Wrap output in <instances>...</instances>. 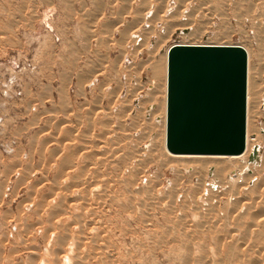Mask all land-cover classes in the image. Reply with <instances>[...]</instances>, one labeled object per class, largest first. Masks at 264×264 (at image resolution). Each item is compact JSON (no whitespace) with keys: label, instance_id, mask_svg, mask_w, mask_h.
<instances>
[{"label":"rangeland","instance_id":"1","mask_svg":"<svg viewBox=\"0 0 264 264\" xmlns=\"http://www.w3.org/2000/svg\"><path fill=\"white\" fill-rule=\"evenodd\" d=\"M128 1H126V0H0V264H37V260H39L38 264H45L44 262H46V260H47L46 258L48 257L47 256L48 253L46 251L47 250L49 251V249H50L49 247H51L52 245L53 246L58 245V243H57L58 241H57L56 237L61 235L60 232H62L59 227H61L62 224L63 225L61 228H63V226L67 227L68 225L72 224V222H73L72 220H68L70 222H68L66 220L67 222H65V220L63 219L64 220L63 221L62 218L60 219V217H58L59 220H57V219H55V218H57L55 216H54L55 218L51 220V216L49 213V211L51 210L50 205L52 206L53 203L56 204V202H59V200H62L63 198H61V196L65 195L64 194L65 190L63 192L61 191V193L59 192L60 196H58V197H57L58 192L57 193L55 192L56 195L54 194L55 195L54 196L53 195L54 192H52L51 188H50L52 186L50 183L54 182L55 179H59L58 178L59 177L58 176L59 170H63V168L61 166L63 165L64 159L69 154H73V152L75 151L76 153L74 152L75 153L74 157L77 158L78 160L80 159L81 161H82V158L81 157L78 158L77 157L78 155L86 157V153L82 152V148L78 147L79 146L78 143L80 142V146L81 145L83 146L84 145L83 141L86 139L89 140L90 137L93 139V141H96L95 138H97V140H99L100 136L104 132L103 127L105 124L104 122L106 121L105 120L106 115H107V119L111 116L112 119L111 118H109V119L115 121V122H113V121L109 120L110 124L113 125V123H114V126H113L114 128L116 127V124L118 126V124H119L118 119H117L118 114H119L118 112L121 110L122 105H124V106L127 105L128 101L130 99L132 100V101L131 100L129 101V102H131L130 104H132V106H135L136 109H137V105H139L138 107H140V105H142L141 107H142L143 111L141 110V107H140V110L143 113L138 109L139 112H141L140 118L142 117L140 119V122H141V120H145V122H141L142 124L139 122L138 123L139 125H137V128L135 127V129L131 133L135 137L134 140H135L136 144L138 143V141L140 142L142 140V142L139 143L140 145H138L139 147H137V145H135V143H133V144L137 147V148H135L136 150L141 149V150H143V152L141 151L142 153L141 154L139 153V158L137 157L138 160H136L135 163H133L131 165L129 162V164L132 167H134L136 169L138 168L140 171H143V174H139V176H138L139 179L137 177V182L139 180L138 183L136 182V186H135V188H137V191L140 190L144 186L147 187L149 184H150L149 186L151 187V189L149 188V186L147 187V189L142 188L143 190L141 189V192L146 194L145 196L147 198H149V197L150 198L146 199L144 194H142L139 191V193H141L142 195L136 194L137 196H135V199L137 200L140 197V200L139 199L137 201L135 200L136 201L135 205L132 206L133 204H131V203L129 204L128 200H126V197L123 196V193L125 194V192H122V191H125V188L124 187L121 188L119 184L113 186V188L115 187L114 190L112 189V193H113V195H115L113 205L115 204L114 206L117 208L118 207L120 208L123 206L122 208H124V209L118 208V210H120V212H121L120 213L117 210V208H115L112 205V203L110 202V204L112 205V208H111L112 210L109 209L110 207H108V206L106 207V209L102 210L103 213H101V219H100L101 224L99 226L100 231L102 229V233L105 236V238L106 239L109 238L108 244H110L109 245L110 250H112L113 247L116 249V251H115V249H113V251L117 252V253H114L112 251V264H177V263L178 264H180V263L181 264L182 263L183 264H198L199 260H201L199 258L201 256H203L204 254H205V257H206V255H207V257H209V258H207V257L205 258V260L207 259V262H208V261H210L209 259H211V257L214 254V251L212 249L217 248V246L215 247L213 241H210L211 239H209V236H210V238H212V236L210 234L213 231L215 232V234L218 233L217 231H219L218 234H226L225 231L227 232V230H233V229H229L230 225L232 224V221L229 222L230 219L232 218V215L230 216L229 214L225 213V212H227V210L225 211V206L219 204L217 202V200L214 199L212 196L214 194V192L217 191V186H218V185H216V183H214V182H216V179L214 177V174L211 173L212 170L207 169V171H206L207 174L204 175V171L201 170V168H203L204 163L202 164L198 161L197 162L188 161V162L184 163L185 161L183 162V161L177 160L176 162L173 163V160L171 161L168 158V156L162 157L163 156L162 149L160 146H158V144H155V146H153V147L151 146L152 144H154L152 142V139L160 133L159 131H161V122L162 121L160 120L161 119L160 112H158V114H156L155 116L152 114L156 110H158L160 105H161L160 100H161L162 96L160 93L162 90V88H161L162 86H160V85H162L163 83L161 81L162 77H161V79H159V81H158L159 77H156V79L153 80L155 78V76H152L153 72L151 73L152 70H150V69H151V65L157 63L155 61L159 60V58L162 56L164 50L166 49V47L169 44H171L173 42H179L181 40H185V41L188 40L187 35L190 33L192 34V31L195 33V29L198 27V25H199V27L197 28V30L199 31V28H200V31H201L200 37H201L202 41H212L213 42V41H219L220 39L222 40L223 38H225L224 39L225 41L232 42V43H239L240 44L241 43L240 41H242V43H241L242 45H244L247 42V40H248V43H249V41L253 42V38H252L253 37V33H252L253 28H251L252 26L248 27L249 25H251V23L249 24L250 18L247 19L246 17H251L253 15V13H255V15H253V16H256L257 14H259L258 12L263 13V11L261 9L264 8L263 7L264 1L261 0L262 2H260L259 0H244V1L243 0H231L230 2H227V3H224L221 5L223 13H221L222 11L218 12L217 10L216 11L214 10L215 12H213V13H215V14H213L212 11H210V10H208V11L204 10V14H206V17H207V18H204L205 15L203 14L202 10L200 9V6H201V8L203 6L202 3L205 2L204 0L203 1L202 0H199V1L198 0H185V1H183L184 4H183V2H181V0H169V1L165 0V2H167V3L164 2L165 3L164 5L167 6V8L169 9V12L171 14L173 13L175 15V19H177V18L180 19V17H182L184 15V17H182V18L186 20L187 26L185 28L188 30L187 33L183 32L184 35H179L180 32H178L179 28H176L177 25L174 26V30H173L174 32L169 33L168 29L164 26V24H162V22L157 21V20L155 22L153 16H155L157 11L154 12V10H156V6H159V2L162 3L163 0H151V1L148 0L149 1V7L147 5L148 4L147 0H140L141 2L139 0H134V1L128 0ZM153 1H154V3H156V1H158L157 2L158 5H156L157 3L156 4L151 3V6H150V2H153ZM186 1H188V3ZM215 1L217 2L218 0H214V2H213V0L208 1V3H209L208 5L210 6L209 8H214V7L217 8V4H219V2L216 3ZM249 1H250V3H249ZM254 1H256V2L258 1L259 3L255 2V4H253ZM130 2H131V4H130ZM136 2L137 3L139 2V3L137 4ZM211 2H212V4H211ZM243 2H245V3H243ZM168 4H170L169 5L170 7H168ZM227 4H228V7H226ZM249 4L252 5L251 9H253V7H254L255 12L252 13L250 11ZM237 5H239V6L237 7ZM256 5H257V7H259V9L261 11L260 10L257 11L258 9L256 10V8H257ZM140 6L142 7L141 9H139ZM243 6H245V8ZM260 6H261V8H260ZM145 7L148 9V11L146 10ZM219 7L220 6L218 5V8ZM232 7H233V9H232ZM234 7L237 10H235ZM246 7L249 9H246ZM130 8H131V10H130ZM138 9L141 10L142 12H140ZM142 9H144V10H142ZM241 9H244V11H242ZM135 10L137 13L134 12ZM181 10H183L182 11L183 13L181 12ZM188 10H189V12H188ZM233 10H235V11L233 12ZM238 10L240 12L241 11L242 12L239 13ZM127 11H128V13H126ZM129 11L132 12V14L134 13L135 18H134V15L132 16ZM209 11L211 12L210 13L211 15L213 14L212 16H210ZM143 12H144V14H143ZM180 13H182L183 15ZM244 13H247V14H244ZM179 14L181 16H179ZM238 14H240V15H238ZM250 14H251V16H250ZM138 16L143 18L144 20L145 19L146 20L144 21L143 19H140ZM217 16H219V17H217ZM221 16H222V18H221ZM240 16H242V17H240ZM243 16H244L245 20H242ZM136 17H138V18H136ZM186 17H188V19ZM202 17H203V19H201ZM151 18H153V19H151ZM172 19H174L173 16H172ZM183 19H180L177 21H179L181 23H185V20H183ZM197 19H198V21H197ZM246 19L248 20V22H246ZM259 19H260L259 20L260 23L263 22L262 24H264V21H263L264 17H262L263 20L261 19V17ZM153 20H154V22H153ZM182 20H183V22H182ZM204 20H205V22L209 21V22L205 23V24H208V26L203 25L204 28L207 26V29H205L207 31H205L204 28H202L201 23H204ZM168 21H170V23H172V24H174V22H175L174 20H173L174 22H172V20L170 18L168 19ZM243 21H244V23L240 24ZM109 22H110V24H108ZM245 22L247 24H245ZM105 23L108 26L103 25ZM120 23H122V24H120ZM126 23L128 25L130 24L129 27ZM140 23H141V25H139ZM114 24H116V25H114ZM124 24L128 28L125 27ZM100 25L105 26V27H101ZM113 25L116 26V28L113 27ZM133 25L135 27H133ZM161 25H162V27H161ZM130 26H131V28H130ZM260 26H262V25H260ZM106 27H108L109 29ZM132 27L134 28V30ZM228 27H230V28H228ZM87 28H88V30H87ZM101 28H103V29H101ZM105 28H106V30H105ZM137 28L139 30H142L143 32L139 31V30L136 32ZM151 28H153L154 34H152L153 32H151L152 31ZM113 29L115 31L117 30L116 31L117 33ZM129 29H130V31H132V30L133 31L128 33ZM90 30L93 31L92 35L90 33L92 31H90ZM164 30L166 31V33ZM202 30L205 32H203ZM98 31H100L102 34ZM112 31H114V33H112ZM119 31H121V32H119ZM222 31L224 33H222ZM105 32H107V33L103 34ZM108 32H110V33H108ZM144 32H148V33H146L145 36L149 37V39H147V37H146V41L144 43V47H146V48H144L143 45H141V43L143 44V42H141V41L143 40ZM119 33L120 34L122 33L123 36L124 35L125 36L123 37L122 34L120 35ZM125 33H127V34H125ZM196 34H198V33L196 32ZM90 35H91V37H90ZM107 35H109V36H107ZM126 35H127V37H126ZM131 35L134 37V39L131 38L132 37ZM219 35L221 37H219ZM137 36H138V38H137ZM141 36H143V37H141ZM159 36H161V39L159 38ZM163 36L165 38L169 37V38H167L168 40L165 39L166 41L163 42V40H162V39H164ZM84 37H85V39H84ZM97 37H99V38H97ZM109 37H110V39H109ZM111 37H113L112 39L114 40L115 43L113 42ZM125 37L126 38L130 37L129 39H132V41L131 40L128 41V39H126ZM139 37L142 39H140ZM180 37H182V39ZM98 39H102L103 44L108 42L106 44V47H104L105 45L103 46L102 40H100L101 41L100 42ZM105 39H107V40L105 41ZM121 39L123 40V42H119V41H121ZM137 39H138V42H137ZM139 39H140V41H139ZM262 39H264V38H262ZM262 39L260 41H263ZM87 40L90 43H88ZM158 40L162 41L163 43L161 42L159 50L157 51L156 46L158 45V43L160 44V42H158ZM96 41L98 42V44L100 43L99 46L96 43ZM130 41L132 43H130ZM124 42H126V43L124 44ZM122 43L125 45V47L123 46ZM88 44L90 45V48H89ZM119 45H120V47H118ZM138 45H141L140 46L141 49L138 48L139 47ZM263 45H264V41H263ZM121 46H123L127 52L125 50L121 49ZM111 47L113 48V50ZM152 47H154L153 48L154 49V54H153L154 58H152L153 56H150L152 53L150 54V52H149V51H151ZM104 48H106V49H104ZM92 49H94V50H92ZM107 49H108V51H107ZM117 49L120 52H118ZM105 50H106V53H105ZM147 52H149V53H147ZM118 53H120V54L124 53V54H121L124 56L121 57V55H120V57H119ZM99 54L103 55L104 57L106 56L104 54H107V56H106V58L108 57L107 59L103 57L104 60L106 59V62L104 60H102V58H100L102 56ZM79 55H80V57H79ZM81 55H83V56H81ZM133 55L136 57H134ZM116 57H118V58H116ZM77 58H78V60H77ZM98 58H99V61H97ZM150 58H152V59H150ZM115 59L117 62L114 61ZM121 59L123 60L122 63L118 62V61H121ZM72 60H74L75 63ZM63 62H66V63L64 64ZM98 62H101L102 65L100 63H99L100 65L97 64ZM114 62H115V64H114ZM104 63H105V66H104ZM106 63H107V65H106ZM96 65H98V66H96ZM120 65H122V66H120ZM99 66H101V67H99ZM94 69H95V71H94ZM103 69H104V72H103ZM113 69H116V70H113ZM100 70H101V72H100ZM118 71H119V73H118ZM92 72H94V74ZM99 73H101V74H99ZM91 75H92V77H91ZM137 75H139L140 77ZM83 76H85V77H83ZM94 76H95V78H94ZM124 76L126 78L128 77L127 80ZM86 77L87 78L89 77L93 84L90 83V80H88L89 78L86 79ZM263 77H264V75H263ZM91 78H93V79H91ZM107 78H109V80ZM151 78H153V79H151ZM81 79L84 81L83 83H82ZM85 79H86L88 84L86 83ZM61 81H62V83H61ZM76 82L79 85H77ZM102 82H103V84H102ZM160 82H161V84H160ZM66 83H67V85H66ZM98 83H100V84H98ZM104 83L107 85H105ZM139 84L141 86H139ZM86 85H89V86H86ZM102 85L104 87H102ZM158 86H160V87H158ZM60 87L61 88L63 87L62 88L63 92H61L62 90ZM81 87H82V90H81ZM154 87L155 88L158 87L160 90L157 89L158 90V92H157V90ZM66 88L68 91L66 90ZM83 88H84V90H83ZM90 88H94V89H90ZM101 89H102V92H101ZM133 89H135V90L132 91ZM151 90H153L155 92H152ZM83 91H84L85 96L83 95ZM128 92H129V94H128ZM136 92H137V94H136ZM112 93L115 95H113ZM63 94H65V95H63ZM103 94H104V97H103ZM106 95L109 97H107ZM154 96H155V99L153 98ZM98 97H100V98L103 97V98L98 99ZM67 98H69V99H67ZM107 98H109V100ZM152 98L154 101H152ZM60 99H62V100H60ZM97 99H98V101H97ZM64 100L66 103H64ZM95 100H96V102H95ZM148 100H150V101L148 102ZM92 101L95 102V105L93 104L94 102H92ZM151 101H152V103H151ZM112 102H115V103L113 104ZM157 102H159V103H157ZM60 103H62V105ZM108 103H109V105H111V104H113V105L107 106ZM58 104H59V106H58ZM67 104H68V106H70V108L67 107ZM78 104H79V106H78ZM87 105L90 107H88ZM96 105L97 106L99 105L100 108H96L97 107ZM114 106H116V108L118 110ZM64 107H66V109L68 108L67 109L68 111L67 110L65 111ZM81 107H84V108H81ZM86 107H88L89 109L88 108L86 109ZM110 107L112 108V111H111L112 114L110 116H108V112L110 111L108 109ZM157 107H158V109H157ZM93 108L97 109V110L99 109V112L94 110ZM61 109H62V111H61ZM69 109H71L72 111ZM78 109H80V110L78 111ZM101 109L103 111H101ZM114 109L118 112L113 111ZM102 112H103V114L101 115ZM104 112H106L107 114ZM151 112H152V114H151ZM83 113H85V114H83ZM91 113H92V115H91ZM115 114H117V115L115 116ZM101 117H102V119H101ZM88 118H89V122L87 121ZM152 118H154V119H152ZM65 120H67L69 122H66ZM100 120L102 122H100ZM147 120H149V121L147 122ZM57 121H59V122H57ZM74 121L77 123H75ZM121 121H123V120H121ZM95 122H97V123L94 124ZM127 122L130 123V120L128 119ZM149 122L152 125H148V124H150ZM54 123L56 124V126ZM58 123H60L61 125ZM92 123L94 124V126H91ZM145 124H147V126ZM76 125H78V126L80 125V127L77 128L78 126H76ZM151 126H153L152 129H151ZM263 126H264V119L263 118L258 119L256 122V130L262 131V129L264 128ZM70 128H71V130H70ZM73 128H74V130H73ZM75 128H76V130H75ZM60 129H61V131H60ZM62 130H64V131H62ZM261 131L259 134L263 135L264 133ZM44 132L47 134H45ZM66 132H67V134H66ZM98 132H99V134L101 133V135H99ZM254 132L255 131H253V133ZM73 133L76 134L77 137ZM79 133H81V134H79ZM68 134L69 135L71 134V136L69 137ZM72 135H74V136H72ZM90 135H92V136L94 135L95 138H94V136L92 137ZM148 135H151L152 138H148L147 137ZM51 136L54 139H52ZM61 136H63L64 138L68 137V139L73 138V141H71V142L67 141V140L63 141L64 138H62ZM82 136H87V138L86 137L83 138ZM48 137H49V139H48ZM136 137H138L139 139ZM142 137H143V139H142ZM78 138H81V139H78ZM137 139H138V141H136ZM33 140H34V143L32 144ZM54 140H55V142H54ZM45 142H47V143H45ZM59 142L63 143V145L59 144ZM81 142H83V143H81ZM150 143H152V144H150ZM120 144H121L120 147H123V150L125 152L126 151L125 143L124 144L120 143ZM133 144H131V147L134 146ZM258 144L260 145V149H261L260 156H259L260 158L258 159L257 164L251 165L250 167L245 169V171L243 173L240 174L239 178H241L240 180H242V181L245 179V176H249V175H252L255 173H259V171L261 169V168L259 169V166H260L261 157L263 156L262 153H264V141H261V139H260ZM57 146H60L61 148H63V152L65 154ZM70 146H71V148H69ZM53 148L54 149L56 148V150H54ZM65 148L66 149L68 148V149L65 150ZM78 148H79V150H78ZM50 149H51V151H50ZM57 149H58V152L60 151L62 153H57ZM73 149H75V150L72 151ZM44 151H46V152H44ZM53 151L55 153H53ZM77 151L81 152V154L77 153ZM49 152H51V154ZM154 152H155V154H154ZM83 153H85V154H83ZM41 155H44V156H41ZM57 155H59V156L57 157ZM53 156H55L56 159ZM140 157H142V159ZM158 157H160V158H158ZM163 158H165V159H163ZM139 159H141L142 162H144L146 160L145 162L147 164H145V162L142 164V162H141V164H142V166H141L139 163L140 162ZM40 160H42V161H40ZM60 160H62V162ZM155 160L156 161L158 160V161L156 162ZM54 161H55V163H54ZM147 161H149L150 163ZM179 161H180V163H179ZM57 162L59 165L57 164ZM165 163H167V165H165ZM48 164H50V170L51 171L45 170L47 168ZM234 164L237 165L239 163H234ZM210 165H212V164H210ZM58 166H60L62 169ZM38 167H40V168H38ZM104 168H106V167H104ZM104 168H102V169H104ZM43 169H44V171H43ZM52 170H53V172H52ZM55 170H57V172ZM72 172H73V170H72ZM72 172H71V170L70 171L67 170V173L69 176V178L67 176L68 180L70 179L71 174H74ZM118 173H119V175L121 174L122 180L124 178L123 181H125V178L128 179L130 177V174H124L125 175L124 176L120 172H117V173L115 172L113 174L118 176ZM45 175H47V176L45 177ZM118 177H120V176H118ZM45 178H47V179H45ZM120 178H118L117 181ZM130 178L132 179V177H130ZM40 179L41 180L44 179V180L41 181ZM148 179H149V181H148ZM225 179H226V181H225ZM49 180H51V182ZM223 181L227 182V184H228L230 180L227 177V178H224ZM139 183L141 185H139ZM40 184H43V185L40 186ZM158 184H160V185H158ZM138 185L141 186V188H139ZM177 185H179V186H177ZM159 186H161V187H159ZM47 187H49V188H47ZM179 187H180V189H178ZM207 187H209V190H208L209 193L206 190V189H208ZM120 188L123 190H121ZM153 188H156L157 190L153 189ZM33 189H34V191H32ZM75 189H77V188H74V190ZM116 189H117V191L119 189L120 190L118 192H116L115 191ZM199 189H200V191L202 190L201 191L202 193L205 191L204 192L205 196H203L202 193H200ZM38 190H40V191H38ZM147 190H149V191H147ZM164 190H166V191H164ZM197 190H198V192H197ZM252 191L253 190H251V192H249V193L254 192V191L253 192ZM147 192L148 193L150 192V193L148 194ZM193 192H194V195H193ZM195 192H196V194H195ZM50 193H52V194H50ZM117 193H119L122 197L118 194L117 195L118 198H116ZM151 193H153V194L150 195ZM154 193H156V194H154ZM206 193H208V196H212V197L209 199V197L207 196ZM158 194H159V196H158ZM197 194H198V196H197ZM155 195H157L158 198L162 196V198H159L160 200H158V198H156ZM168 195L170 198H173V199H170L169 197H168V199H166L165 197H167ZM181 195H183V196H181ZM190 195H193V196H190ZM199 195H201L200 198H199ZM141 196L143 197L142 199H141ZM151 196H153L156 199L155 200H154V198L152 199ZM171 196H173V197H171ZM38 197H40V199H38ZM54 197H56L57 200H55ZM120 197L123 199L125 198V200L127 201V205H126L125 200L122 199V201H120L121 200ZM190 197H192V198H190ZM194 197H195L196 201L194 200ZM197 197L199 199H197ZM223 197H224V195H223ZM226 197H228V196L225 195V198ZM46 198H50L51 200L50 199L46 200ZM187 198L189 199V201L191 200L190 201L191 203L188 201ZM202 198H205V200L209 199V201L211 200L210 205L208 206V204H207L208 200H206V202H204L205 200L203 201ZM115 199L119 200V201L116 200L119 202L118 206L116 205L118 202H116ZM169 199L174 204H171L170 203L171 201ZM174 199L176 202L174 201ZM212 199H214V200H212ZM37 200H38V202L36 203ZM48 200L50 201V203ZM142 200L145 202H142ZM150 200L152 201V203ZM165 201H167V204L170 206V208H169V206L164 205V204H166ZM192 201L195 202V204H196L195 206L193 205L194 207H192ZM198 201H200V202H198ZM212 201H214V203ZM141 202L144 205L146 204L145 207H146L147 212L145 210V207H143L144 205L141 206V204H142ZM215 202L218 203L219 206L216 205L218 208L221 206L220 207L221 211L217 210L218 208L215 206V204H216ZM160 203L161 204L164 203V204L162 206H160L161 205ZM42 204H44L45 206L47 205L46 207H48V208L50 207V208L48 209L44 205L42 206ZM55 204H53V206H55ZM120 204H121V206H120ZM34 205H36L35 207L36 208L38 207V209L41 207L40 210L35 209V207H33ZM39 205H41V206H39ZM128 205L132 206L133 209H132V207H127ZM190 205H191V208H190ZM197 205H198V207L200 205L201 208L203 207L204 209L205 208L206 209L201 210L200 207L198 209ZM148 206L149 207L151 206L152 208L150 207V210H149ZM210 206H212L213 208H211ZM156 207L160 208V209H156ZM161 207L163 210L161 209ZM164 207L167 209L165 210ZM187 207H189V208H187ZM195 207H197V208H195ZM31 208H34L33 211ZM45 208H46V210H45ZM125 208H127V209H125ZM128 208L130 209L129 212H128ZM135 208H137V209H135ZM138 208L141 210H139ZM143 208H144V211L146 214L144 213ZM30 209H31V211H30ZM42 209H44V211ZM75 209L76 208L72 209L73 212L71 210V213L73 214V216L75 215L74 213L77 212V211H74ZM134 209H135V211H134ZM155 209L159 210V212H161V210H162V212L165 210L163 213L162 212L161 213L164 214L166 217H164V215H161V213L159 214V212L157 214V212H155ZM170 209L171 210L173 209V210L170 211ZM195 209L197 211H199V213L197 211H195ZM34 210L36 213L34 212ZM113 210L114 211L116 210L115 211V213L117 212L116 215L114 214ZM123 210L124 211L127 210V211H125V213H127L126 216H125V213L123 212ZM136 210L137 211L139 210L137 212L138 214L136 213ZM148 210H149V212H148ZM40 211H42V212H40ZM150 211L151 212L153 211L155 214L153 212L151 213ZM169 211H170V213H169ZM207 211H209V214L207 213ZM216 211L219 212L220 217H219V215L217 216ZM44 212H46V213H44ZM130 212H132V213H130ZM220 212H222L223 216L220 214ZM128 213L130 216L128 215ZM147 213H149L148 214L149 216L147 215ZM191 213H192V215H191ZM212 213L214 214L213 217H212ZM39 214L40 215L43 214V215L40 216ZM102 214H105V215H102ZM121 214H122V216H121ZM37 215L40 217H38ZM45 215L48 217L47 220H46ZM142 215H144L147 219H145L144 216L142 217ZM171 215L173 218H169V217H171ZM194 215H197V216H194ZM73 216L71 215V217H73ZM102 216H104V217H102ZM107 216H108V218L106 219L105 217H107ZM127 216H129V217H127ZM132 216L135 218H132ZM159 216L160 217L162 216L163 219L165 218L166 220L161 219ZM175 216L177 217V219L175 218ZM179 216H180V218H178ZM200 216L201 217L203 216L205 218V220L203 218H201ZM221 216L222 217L225 216L226 219L227 218H230V219H228V221L227 220L225 221L222 219ZM41 217H43V218H41ZM152 217H153V219H152ZM154 217L157 220H154ZM184 217H185V219H184ZM190 217H191L192 222L195 221V222H193V225H194V223L195 224L198 223L196 226L194 225L195 227L190 222L191 221ZM215 217H216V219L218 218V221L215 219ZM18 218H19V220H18ZM104 218H105V221H104ZM148 218H150L149 221L151 220L152 222L146 221V220H148ZM181 218L184 220V222ZM194 218H197V219L195 220ZM210 218H212V219H210ZM219 218L221 220H219ZM37 219H39V221H37ZM135 219H137V220H135ZM213 219H215L214 220L215 222L212 221ZM44 220H46V221H44ZM61 220H62V223H61ZM133 220H135V221H133ZM169 220H171L170 221L171 223L169 222ZM198 220H199V222H198ZM206 220L207 221L210 220V221H208V223H207ZM222 220L228 226L224 222L220 223V221H222ZM50 221L54 222L52 227L48 225L50 223ZM55 221H58L56 223V225H55ZM59 221H60V223H59ZM174 221L175 222L178 221L177 225L175 224ZM204 221L207 223V225L209 227L211 225V228L207 227V225ZM127 222H128V224H127ZM135 222H137V223H135ZM138 222H140V223H138ZM148 222H149V224H148ZM163 222H165V223H163ZM180 222H182L184 225ZM211 222H212V224H211ZM106 223H109L110 225L109 224L106 225ZM125 223L127 224L128 227L125 226L126 225ZM150 223H151V225H150ZM187 223L188 224L190 223L191 226L189 225V228H191V230L186 228L188 226ZM218 223H220V224H218ZM235 223H236V221L234 222V224ZM37 224H38V226H37ZM143 224H145V227ZM170 224H174V225H172V227L174 226L173 229L176 230L177 232L172 229ZM139 225H141V226H139ZM146 225L150 226V229H148L149 227L147 228ZM166 225H167V227H166ZM178 225L181 226L182 228H180ZM34 226H36V227L33 228ZM45 226H46V228H45ZM75 226L71 230L72 232L70 231L71 234L73 232H76L77 228ZM101 226H103V227L106 226V227L103 228ZM119 226L123 229L125 228L124 229L125 231L123 229H121ZM152 226H155V229H153L154 227H152ZM164 226L166 228H164ZM192 226H193V228H192ZM25 227H27V228H25ZM38 227H41V229ZM43 227H44V229H43ZM48 227L52 228V229L56 227V229H58V230H56L57 232H56L55 236H53V231H49L47 229ZM116 227H119L117 229L118 230L121 229V231H118L116 229ZM129 227L131 228V230ZM151 227H152L153 231H152ZM218 227H219V230L217 229ZM220 227H221V229H220ZM240 227L242 230L240 229ZM240 227L237 228L235 226V228L237 229L235 231H237V232H234V234H237L238 232L243 231V225H241ZM160 228L161 229L162 228L163 229L169 228L168 229L169 233L167 232V230H165L167 232L166 233L163 229L161 230ZM170 228L172 229V233L176 232L177 235L174 233L172 234ZM26 229L27 230L29 229V230L26 232ZM145 229L148 230L147 233H146ZM196 229L198 231H196ZM208 229L210 231L209 233H208ZM211 229H215L216 231L215 230L212 231ZM223 229H224V233H220V230L223 231ZM45 230L47 232H49V234L47 232H45ZM104 230H106L107 232H105ZM154 230H157L156 231L157 233L159 232L158 233L159 236L157 235V233H155ZM159 230L164 231V232H161V234H160ZM33 231H34V233H33ZM36 231H37V233H36ZM39 231H43V232H39ZM58 231H60V232H58ZM110 231H113V232H110ZM151 231H152V236L150 235ZM185 231H186V233H185ZM187 231H189V232H187ZM192 231H193V234H195V235L192 234L194 237L190 235L192 233ZM44 232H45V234H44ZM119 232H121V233L119 234ZM134 232H135V234H134ZM105 233H107L108 235ZM109 233H110V235H109ZM124 233H125V235H124ZM196 233H198V235L201 233L199 235L200 238L197 236ZM46 234H48V235H46ZM121 234H123V235H121ZM133 234L134 235L137 234L136 237ZM162 234H163V237H161V238L162 239L165 238L163 240H166V241H163L162 242L163 245L162 244L160 245V242H161L160 240H162V239H159L160 242L158 244V243H156V242H158V240L155 238L162 236ZM166 234L168 235V237L165 236ZM212 234H214V233H212ZM189 235L193 238L191 240V242H189L190 240L189 241L187 240L188 237H190ZM206 235L208 237H206ZM255 235H256V229H255V233L253 234V236H255ZM48 236H49V239H48ZM123 236H124V238H123ZM195 236H197V237H195ZM203 236H205V237H203ZM53 237H55V238H53ZM44 238L45 239L47 238L46 241H47V244L49 245L48 248H47L46 244H44L45 243ZM52 238L54 239L55 242L53 241ZM139 238L141 241L138 240ZM148 238H151L152 241H151V239H148ZM203 238H204L205 242H207L209 240L208 242H210V244L213 246V248H211V245H209V244L208 245L210 246L211 249L209 248V246L207 244H205V247H204L205 242L202 241ZM196 239L199 240V242L202 239L201 240L202 243L201 244L199 243V244L201 246L203 245V248H205V250L202 247H201V249L199 248L200 250L198 249L199 244L196 241ZM148 240L151 241L150 245L157 244L155 246L153 245L152 247L158 248L160 246L161 247L163 246L164 250L159 249V248L158 249L153 248L154 249V251H153L152 247H150V245H148L149 243H147ZM186 240L190 244L188 242H186ZM193 240H194V243H193ZM138 242H141L143 244V245L141 244V246H140L141 249L138 247L140 245V243L138 244ZM169 242L172 244H169ZM72 243H71V245L73 246ZM185 243L187 245H185ZM50 244H52V245H50ZM64 244L68 245V246H65L64 248H68V251H69L70 248L72 247L70 245V243L68 241L67 242L65 241ZM164 244L167 246H165ZM112 245H113V247H112ZM62 246H64V245H62ZM143 246H145L146 248L145 247L143 248ZM194 246H196V247L194 248ZM206 246H207V249H206ZM38 247H39V249H38ZM42 247L45 248L46 251H45V249L43 251ZM166 247H168V250L172 249V247H174V248L172 249L173 251L172 250L168 251ZM179 247L181 250L179 249ZM148 248L152 251H150ZM187 248H188V251H187ZM191 248H194L195 250L198 249V250L195 251L193 249V251H194L193 252V251H191ZM143 249H145V250H143ZM40 250H41V252H40L41 258H38L35 255V252L37 254V251L39 252ZM207 250H209V251H207ZM211 250L213 251V254H212ZM31 251H33L32 253L34 255L31 253ZM198 251H200L199 253H201V254H199V256L197 255ZM43 252H45V253H43ZM150 252L151 253L155 252V253H153L154 256H151ZM192 252H193V254H192ZM249 252L251 254V256L249 255L250 258L253 257L252 255H254V257L251 258V260L254 259L256 256H258V254L255 255L254 251H249ZM208 253H209V255H208ZM215 253H217V250L215 251ZM42 254L44 256H42ZM128 254H130V255H128ZM190 254H192V256ZM113 255H115V256H113ZM193 255H196V256L193 257ZM263 255L264 254H262V256L260 255L258 258L263 257ZM197 256H198L199 260L195 259V257H197ZM43 257L45 258L44 260L42 259ZM187 257H188V259H186ZM190 257H192V258H190ZM182 258H185L186 260L182 259ZM177 259H178V261L180 260V263L177 262ZM190 259L191 260L194 259V260H196V261L198 260V261L197 262L195 261V263H194V260L190 261ZM34 260L36 261V263ZM182 260H184L185 262H182ZM41 261H42V263H41ZM187 261H188V263H187ZM257 261L259 262V263L257 262L258 264H260L261 261L263 262L261 264H264V259L263 260L258 259ZM115 262H117V263H115ZM46 263L48 264V262H46Z\"/></svg>","mask_w":264,"mask_h":264},{"label":"bare ground","instance_id":"2","mask_svg":"<svg viewBox=\"0 0 264 264\" xmlns=\"http://www.w3.org/2000/svg\"><path fill=\"white\" fill-rule=\"evenodd\" d=\"M126 1H128V0H126ZM131 1H134V0H131ZM140 1V0H139ZM148 1V0H147ZM151 1V0H150ZM169 1V0H168ZM183 1H185V0H181V2H183ZM199 1V0H198ZM203 1V0H202ZM205 2L204 3H202L203 4V6H202V8H201V6H200V9L202 10V12H203V14H204V10H206V11H208V10H210V11H212V13L213 12H215L216 10L218 11V12H220V11H222V7H221V5L222 4H224V3H227V2H230L231 0H218L217 2H219V4H217V8H209L210 6L208 5L209 3H208V1L209 0H204ZM244 1V0H243ZM260 2H262L261 0H259ZM264 1V0H263ZM129 2V1H128ZM127 2V3H128ZM141 2V1H140ZM143 2V1H142ZM146 2V1H145ZM158 1H156V3H157ZM165 0H163L162 1V3H160L159 2V6H156V5H158V3L156 4V3H154V1L153 2H150V6H151V3L153 4H156L155 6H156V10H154V12L155 11H157L156 12V14H155V16H153V18H154V20H155V22H156V20L157 21H160V22H162V24H164V26L168 29V32L169 33H171V32H174L173 30H174V26H176V28H179V31L178 32H180L179 33V35H184V33L183 32H186L187 33V29L185 28L187 25H186V20L185 19H183L182 17H184V15L182 14L183 12V10H181V12L182 13H180V14H182L183 16L182 17H180V19H183V20H185V23H181V22H179V21H177V20H180L179 18H177V19H175V15L172 13H170L169 12V9L167 8V6H165L164 4L165 3H167V2H165ZM171 2V1H170ZM169 2V3H170ZM187 3H188V1H186ZM201 2V1H200ZM213 2H214V0H213ZM216 2V1H215ZM216 2V3H217ZM242 2V1H241ZM255 2L256 1H254V3L253 4H255ZM258 2V1H257ZM256 2V3H257ZM124 3V2H123ZM137 3V2H136ZM139 3V2H138ZM137 3V4H138ZM172 3V2H171ZM197 3V2H196ZM233 3V2H232ZM236 3V2H235ZM243 3H245V2H243ZM249 3H250V1H249ZM259 3V2H258ZM112 4V3H111ZM130 4H131V2H130ZM135 4V3H134ZM136 4V5H137ZM147 4V3H146ZM177 4V3H176ZM183 4H184V2H183ZM211 4H212V2H211ZM241 4V3H240ZM252 4V3H251ZM252 4V5H253ZM126 5V4H125ZM141 5V4H140ZM145 5V4H144ZM148 7H149V1H148ZM170 4H168V7H170L169 6ZM194 5V4H193ZM192 5V6H193ZM218 5L220 6L219 8H218ZM246 5V4H245ZM252 5H250L249 4V8H250V11L253 13V12H255L254 11V7H253V9H251V7H252ZM258 5V4H257ZM257 5H256V7H257ZM113 6V5H112ZM124 6V5H123ZM127 6V5H126ZM186 6V5H185ZM188 6V5H187ZM205 6V7H204ZM216 6V5H215ZM239 5H237V7H238ZM254 6V5H253ZM121 7V6H120ZM226 7H228V4H227V6ZM244 8H245V6H243ZM255 7V8H256ZM263 7H264V5H263ZM71 8V7H70ZM142 7L140 6L139 7V9H141ZM146 8V7H145ZM144 8V9H145ZM225 8V7H224ZM235 8V7H234ZM242 8V7H241ZM249 8H247L246 7V9H249ZM260 8H261V6H260ZM127 9V8H126ZM137 9V8H136ZM138 9V10H139ZM144 9H142V10H144ZM153 9V8H152ZM182 9V8H181ZM232 9H233V7H232ZM239 9V8H238ZM258 9V10H257ZM85 10V9H84ZM120 10V9H119ZM130 10H131V8H130ZM137 10V11H138ZM146 10L148 11V9L146 8ZM215 10V11H214ZM235 10H237L236 8H235ZM235 10H233V12L235 11ZM242 11H244V9H241ZM256 10L257 11H259L260 9H259V7H257L256 8ZM262 11H263V13H261V12H258L259 14H257L256 16H253V15H255V13H253V15L251 16V14H250V16L251 17H246L247 19L248 18H250V20H249V24L251 23V25H247L248 27H251V28H253V31H252V33H253V42L252 41H249V43H248V40H247V42L244 44V45H242L241 43H242V41H240L241 43L239 44V43H232V42H228V41H225L224 39L225 38H223L222 40L220 39L219 41H202L201 40V37H200V35H201V31H200V28H199V31L197 30V28L199 27V25H198V27L195 29V33L192 31V34L190 33V34H188L187 36H188V40H181V41H179V42H173V43H171V44H169L167 47H166V49L164 50V52H163V54H162V56L159 58V60L157 61H155V62H157V63H155V64H153V65H151V69L150 70H152L151 71V73L153 72V74H152V76H155V78L153 79V78H151V79H153V80H155L156 79V77H159L158 78V81H159V79H161V77H162V85H160V86H162L161 88H162V90H161V96H162V98H161V105H160V107H159V109H158V107H157V109L158 110H156L153 114H152V112H151V114L152 115H156V114H158V112H160V114H161V131H159L160 133L157 135V136H155L153 139H152V142L154 143V144H152V143H150V144H152L151 146L153 147V146H155V144H158V146H160L161 147V149H162V154H163V156L162 157H164V156H168V158L172 161L173 160V163L174 162H176L177 160H180V161H185L184 163H186V162H188V161H195V162H200V163H204L203 164V168H201V170H203L204 171V175H206L207 174V169H210V170H212V174H214V177H215V179H216V182H214V183H216V185H218L217 186V191H215L214 192V194L212 195L213 196V198L214 199H216L217 200V202L219 203V204H221V205H224L225 206V211L227 210V212H225V213H227V214H229L230 216L232 215V220L230 219V218H227L226 219V217L224 216V217H222L223 215H222V212H220V214L222 215L221 217H222V219L223 220H227L228 221V219H230V221L229 222H231L232 221V224L230 225V228L229 229H233V230H227V232L225 231V233L226 234H218L219 233V231H217L218 233H216L215 234V232L213 231V230H215V229H211L212 231V233H214V234H210L211 236H212V238H210V236H209V239H211L210 241H213V243H214V245H215V247L217 246V248L216 249H212L213 251H214V254H213V251H212V254H213V256L211 257V259H209L210 261H208L207 262V259L205 260V258L207 257V255H206V257H205V254L203 255V256H201L199 259H201V260H199L198 259V256H199V254H201V253H199L200 251H198V256L197 257H195V259H198L199 260V262H198V264H258L259 262L257 261L258 259H261V260H263L264 258V255H263V257H260V258H258L260 255L262 256V254H264V153H262L263 154V156L261 157V161H260V166H259V169H260V171H259V173H255V174H252V175H249V176H245V179L242 181V180H240L241 178H239V176H240V174L241 173H243L244 171H245V169H247L248 167H250L251 165H254V164H257V162H258V159L260 158L259 156H260V152H261V149H260V145L258 144V142L260 141V139H261V141H264V134L263 135H261V134H259L260 133V131H257L256 130V122H257V120L258 119H260V118H263L264 119V77H263V75H264V45H263V41H264V39H262V38H264V24H262V23H260V17H261V19H262V17H264V8L263 9H261ZM260 10V11H261ZM123 11V10H122ZM140 12H142L141 10H139ZM138 11V12H139ZM209 11V14L211 13ZM239 11V10H238ZM241 11V12H242ZM98 12V11H97ZM118 12V11H117ZM121 12V11H120ZM130 12V11H129ZM134 12H136V10L134 11ZM188 12H189V10H188ZM240 11H239V13H241ZM246 12V11H245ZM248 12V11H247ZM99 13V12H98ZM126 13H128V11L126 12ZM131 13V15L133 16L134 15V13L132 14V12H130ZM137 13V12H136ZM207 13V12H206ZM221 13H223V11L221 12ZM220 13V14H221ZM238 13V12H237ZM261 13V14H260ZM121 14V13H120ZM140 14V13H139ZM143 14H144V12H143ZM179 14V16H181ZM202 14V13H201ZM208 14V13H207ZM213 14H215V13H213ZM212 14V15H213ZM219 14V13H218ZM235 14V13H234ZM244 14H247V13H244ZM114 15V14H113ZM153 15V14H152ZM186 15V14H185ZM190 15V14H189ZM192 15V14H191ZM205 15V17L204 18H207L206 17V14H204ZM211 14H210V16H212ZM217 15V14H216ZM215 15V16H216ZM238 15H240V14H238ZM141 16V15H140ZM172 16L174 17V19H172ZM178 16V15H177ZM176 16V17H177ZM202 16V15H201ZM122 17V16H121ZM139 17V16H138ZM138 17H136V18H138ZM149 17V16H148ZM151 17V16H150ZM194 17V16H193ZM192 17V18H193ZM214 17V16H213ZM217 17H219V16H217ZM239 17V16H238ZM240 17H242V16H240ZM82 18V17H81ZM88 18V17H87ZM86 18V19H87ZM134 18H135V15H134ZM140 19H143V18H141V17H139ZM153 18H151V19H153ZM171 19L172 20V22H174V24H172V23H170V21H168V19ZM187 19H188V17H186ZM209 18V17H208ZM211 18V17H210ZM221 18H222V16H221ZM237 18V17H236ZM83 19V18H82ZM133 19V18H132ZM201 19H203V17L201 18ZM246 19V22H248V20ZM138 20V19H137ZM144 20V19H143ZM142 20V21H143ZM146 20V19H145ZM144 20V21H145ZM154 20H153V22H154ZM174 20V21H173ZM183 20H182V22H183ZM190 20V19H189ZM209 20V19H208ZM225 20V19H224ZM238 20V19H237ZM242 20H245L244 19V16H243V19ZM263 20V19H262ZM122 21V20H121ZM152 21V20H151ZM193 21V20H192ZM197 21H198V19H197ZM201 21V20H200ZM211 21V20H210ZM264 21V20H263ZM126 22V21H125ZM133 22V21H132ZM135 22V21H134ZM159 22V23H160ZM207 22H209V21H206L205 22V20H204V23H201L202 24V28H204V26L205 25H207L208 26V24H205V23H207ZM223 22V21H222ZM237 22V21H236ZM245 22V24H247ZM79 23V22H78ZM107 23V22H106ZM103 24V25H106V26H108L107 24ZM123 23V22H122ZM122 23H120V24H122ZM138 23V22H137ZM144 23V22H143ZM147 23V22H146ZM152 23V22H151ZM191 23V22H190ZM244 23V21L243 22H241L240 24H243ZM86 24V23H85ZM108 24H110V22L108 23ZM119 24V25H120ZM127 24V23H126ZM134 24V23H133ZM154 24V23H153ZM87 25V24H86ZM85 25V26H86ZM96 25V24H95ZM102 25V24H101ZM100 25V26H101ZM114 25H116V24H114ZM113 25V27H115L116 28V26H114ZM118 25V26H119ZM128 25V24H127ZM130 25V24H129ZM129 25H128V27H129ZM138 25V24H137ZM139 25H141V23L139 24ZM152 25V24H151ZM204 25V26H203ZM210 25V24H209ZM212 25V24H211ZM214 25V24H213ZM238 25V24H237ZM236 25V26H237ZM260 25H262V26H260ZM90 26V25H89ZM111 26V25H110ZM109 26V27H110ZM124 26H125V24H124ZM201 26V25H200ZM207 26L204 28V30L205 29H207ZM225 26V25H224ZM88 27V26H87ZM101 27H105V26H101ZM125 27H127V26H125ZM127 27V28H128ZM133 27H135L134 25H133ZM132 27V28H133ZM161 27H162V25H161ZM210 27V26H209ZM214 27V26H213ZM226 27V26H225ZM242 27V26H241ZM90 28V27H89ZM95 28V27H94ZM106 28H108V27H106ZM106 28H105V30H106ZM120 28V27H119ZM126 28V29H127ZM130 28H131V26H130ZM148 28V27H147ZM165 28V29H166ZM175 28V29H176ZM189 28V27H188ZM228 28H230V27H228ZM79 29V28H78ZM86 29V28H85ZM92 29V28H91ZM101 29H103V28H101ZM109 29V28H108ZM166 29V30H167ZM210 29V28H209ZM87 30H88V28H87ZM93 30V29H92ZM92 30H90V31H92ZM114 30V29H113ZM122 30V29H121ZM132 30V29H131ZM133 30H134V28H133ZM132 30V31H133ZM139 29L137 28V30H136V32L138 31ZM145 30V29H144ZM151 32H153L152 34H154V31H153V28H151ZM197 30V31H196ZM230 30V29H229ZM80 31V30H79ZM78 31V32H79ZM101 31V30H100ZM100 31H98V32H100ZM104 31V30H103ZM115 31V30H114ZM114 31H112V33H114ZM117 31V30H116ZM115 31V32H116ZM127 31V30H126ZM132 31H130V29H129V32L128 33H130V32H132ZM139 31H142V30H139ZM165 31V30H164ZM203 31V30H202ZM205 31H207V30H205ZM205 31H203V32H205ZM119 32H121V31H119ZM143 32V31H142ZM150 32V31H149ZM196 32L198 33V34H196ZM87 33V32H86ZM91 33V35H92V33H93V31L92 32H90ZM101 33V32H100ZM107 32H105V33H103V34H106ZM108 33H110V32H108ZM117 33V32H116ZM115 33V34H116ZM141 33V32H140ZM146 33H148V32H144V34H143V36H141V37H143V40L141 41V42H143V44L141 43V45H143V47H144V43H145V41H146V37L147 36H145L146 35ZM165 33H166V31H165ZM222 33H224L223 31H222ZM102 34V33H101ZM100 34V35H101ZM120 34V33H119ZM122 34V33H121ZM120 34V35H121ZM125 34H127V33H125ZM132 34V33H131ZM141 34V35H142ZM203 34V33H202ZM241 34V33H240ZM91 35H90V37H91ZM111 35V34H110ZM135 35V34H134ZM137 35V34H136ZM178 35V36H179ZM250 35V34H249ZM99 36V35H98ZM107 36H109V35H107ZM112 36V35H111ZM122 36H123V34H122ZM121 36V37H122ZM125 36V35H124ZM123 36V37H124ZM132 36V35H131ZM140 36V35H139ZM165 36V35H164ZM163 36V37H164ZM167 36V35H166ZM169 36V35H168ZM230 36V35H229ZM248 36V35H247ZM87 37V36H86ZM100 37V36H99ZM99 37H97V38H99ZM126 37H127V35H126ZM125 37V38H126ZM219 37H221L220 35H219ZM218 37V38H219ZM83 38V37H82ZM96 38V39H97ZM113 37H111V39H112ZM130 38V37H129ZM129 38H126V39H128V41L129 40H131L132 41V39H129ZM131 38H133L134 39V37L132 36ZM137 38H138V36H137ZM140 38V37H139ZM151 38V37H150ZM159 38L161 39V36H159ZM158 38V39H159ZM167 38H169V37H167ZM167 38H165L164 37V39H162L163 40V42L164 41H166V40H168ZM181 39H182V37H180ZM84 39H85V37H84ZM90 39V38H89ZM88 39V40H89ZM109 39H110V37H109ZM125 39V40H126ZM140 39H142V38H140ZM140 39H139V41H140ZM147 39H149V37H147ZM166 39V40H165ZM251 39V38H250ZM263 40V41H260V40ZM88 40H87V42H88ZM99 41L100 40H102V39H98ZM97 40V41H98ZM107 39H105V41H106ZM113 40V39H112ZM124 40V41H125ZM227 40V39H226ZM252 40V39H251ZM96 41V43L98 44V42ZM111 41V40H110ZM109 41V42H110ZM127 41V40H126ZM130 41V43H132ZM134 41V40H133ZM148 41V40H147ZM101 42V41H100ZM113 42H114V40H113ZM118 42V41H117ZM119 42H123V40L121 39V41H119ZM135 42V41H134ZM137 42H138V39H137ZM158 42H160V44L158 43V45L156 46L157 48V51L159 50V47H160V45H161V42L162 41H160V40H158ZM162 42V43H163ZM88 43H90V42H88ZM108 43V42H107ZM107 43H105V44H103V40H102V44H103V46L104 47H106V44ZM115 43V42H114ZM126 42H124V44H125ZM129 43V42H128ZM129 43V44H130ZM100 44V43H99ZM99 44H98V46H99ZM112 44V43H111ZM117 44V43H116ZM120 44V43H119ZM123 44V43H122ZM121 44V45H122ZM123 44V46L125 47V45ZM89 45V44H88ZM87 45V46H88ZM141 45H138L139 47L138 48H140V46ZM116 46V45H115ZM123 46H121V49H123V50H125L124 49V47ZM154 46V47H155ZM118 47H120V45L118 46ZM123 47V48H122ZM135 47V46H134ZM154 47H152V49H151V51H149L150 52V56H153V54H154ZM183 47H190V48H193V47H196V48H209V49H211V48H223V49H226V48H240V49H242L243 51H244V55H245V61H246V91H245V140H244V148H243V151L240 153V154H173V153H171L168 149H167V145H166V139H167V83H168V61H169V55L171 54V52L173 51V50H177V49H179V48H183ZM89 48H90V45H89ZM97 48V47H96ZM112 48V47H111ZM144 48H146V47H144ZM104 49H106V48H104ZM135 49V48H134ZM141 49V48H140ZM90 50V49H89ZM88 50V51H89ZM92 50H94V49H92ZM112 50H113V48H112ZM153 50V51H152ZM74 51V50H73ZM78 51V50H77ZM107 51H108V49H107ZM117 51H118V49H117ZM122 51V50H121ZM126 51V50H125ZM138 51V50H137ZM156 51V52H157ZM80 52V51H79ZM92 52V51H91ZM118 52H120V51H118ZM123 52V51H122ZM127 52V51H126ZM149 52H147V53H149ZM77 53V52H76ZM99 53V52H98ZM105 53H106V50H105ZM125 53V52H124ZM124 53H121V54H124ZM135 53V52H134ZM79 54V53H78ZM120 53H118V55H119V57H120V55H121ZM126 54V53H125ZM99 55H101V54H99ZM104 55H106L107 56V54H104ZM132 55V54H131ZM81 56H83V55H81ZM102 57H100V58H102V60H104L103 59V55H101ZM106 56L104 57V58H106ZM124 55H121V57H123ZM134 56V55H133ZM149 56V55H148ZM79 57H80V55H79ZM99 57V56H98ZM134 57H136V56H134ZM63 58V57H62ZM108 58V57H107ZM106 58V59H107ZM116 58H118V57H116ZM152 58H154V56L152 57ZM152 58H150V59H152ZM67 59V58H66ZM106 59L104 60L105 62H106ZM134 59V58H133ZM149 59V58H148ZM60 60V59H59ZM77 60H78V58H77ZM120 60V59H119ZM73 62H74V60H72ZM88 61V60H87ZM97 61H99V58L97 59ZM114 61H116V59L114 60ZM122 59H121V61H118V62H121L122 63ZM117 62V61H116ZM148 62V61H147ZM64 64L66 63V62H63ZM75 63V62H74ZM101 64V62H98L97 64ZM142 63V62H141ZM72 64V63H71ZM92 64V63H91ZM99 64V65H100ZM114 64H115V62H114ZM147 64V63H146ZM145 64V65H146ZM62 65V64H61ZM67 65V64H66ZM95 65V64H94ZM93 65V66H94ZM102 65V64H101ZM106 65H107V63H106ZM123 65V64H122ZM122 65H120V66H122ZM144 65V66H145ZM96 66H98V65H96ZM104 66H105V63H104ZM130 66V65H129ZM99 67H101V66H99ZM115 67V66H114ZM142 67V66H141ZM94 68V67H93ZM103 68V67H102ZM123 68V67H122ZM131 68V67H130ZM64 69V68H63ZM101 69V68H100ZM113 70H116V69H113ZM93 71V70H92ZM94 71H95V69H94ZM138 71V70H137ZM100 72H101V70H100ZM103 72H104V69H103ZM93 74H94V72H92ZM118 73H119V71H118ZM122 73V72H121ZM140 73V72H139ZM92 74V75H93ZM96 74V73H95ZM98 74V73H97ZM99 74H101V73H99ZM124 74V73H123ZM122 74V75H123ZM130 74V73H129ZM81 75V74H80ZM79 75V76H80ZM90 75V74H89ZM92 75H91V77H92ZM119 75V74H118ZM126 75V74H125ZM140 75V74H139ZM139 75H137V76H139ZM78 76V77H79ZM81 77V76H80ZM83 77H85V76H83ZM125 77V76H124ZM140 77V76H139ZM82 78V77H81ZM89 78V77H88ZM87 77H86V79H88ZM94 78H95V76H94ZM126 78V77H125ZM128 78V77H127ZM127 78H126V80H127ZM71 79V78H70ZM86 79H85V81H86ZM91 79H93V78H91ZM108 80H109V78H107ZM138 79V78H137ZM62 80V79H61ZM88 80H90V78L88 79ZM118 80V79H117ZM134 80V79H133ZM66 81V80H65ZM81 81H82V83L84 82L82 79H81ZM102 81V80H101ZM131 81V80H130ZM135 81V80H134ZM138 81V80H137ZM67 82V81H66ZM107 82V81H106ZM61 83H62V81H61ZM86 83H87V81H86ZM90 83H92V81L90 80ZM96 83V82H95ZM128 83V82H127ZM65 84V83H64ZM76 84H77V82H76ZM85 84V83H84ZM88 84V83H87ZM93 84V83H92ZM98 84H100V83H98ZM102 84H103V82H102ZM105 84V83H104ZM160 84H161V82H160ZM66 85H67V83H66ZM77 85H79V84H77ZM105 85H107V84H105ZM124 85V84H123ZM138 85V84H137ZM64 86V85H63ZM85 86V85H84ZM86 86H89V85H86ZM101 86V85H100ZM125 86V85H124ZM139 86H141L140 84H139ZM160 86H158V87H160ZM98 87V86H97ZM102 87H104L103 85H102ZM130 87V86H129ZM155 88L156 90L157 89H159V88ZM61 88V87H60ZM63 88V87H62ZM61 88V92H63V89ZM68 88V87H67ZM67 88H66V90H67ZM78 88V87H77ZM134 88V87H133ZM141 88V87H140ZM90 89H94V88H90ZM89 89V90H90ZM114 89V88H113ZM112 89V90H113ZM120 89V88H119ZM122 89V88H121ZM65 90V89H64ZM81 90H82V87H81ZM83 90H84V88H83ZM99 90V89H98ZM135 89H133L132 91H134ZM160 90V89H159ZM68 91V90H67ZM93 91V90H92ZM100 91V90H99ZM98 91V92H99ZM126 91V90H125ZM152 92H155V91H153V90H151ZM75 92V91H74ZM82 92V91H81ZM101 92H102V89H101ZM113 92V91H112ZM151 92V93H152ZM157 92H158V90H157ZM115 93V92H114ZM134 93V92H133ZM132 93V94H133ZM150 93V94H151ZM66 94V93H65ZM65 94H63V95H65ZM81 94V93H80ZM106 94V93H105ZM113 94V93H112ZM128 94H129V92H128ZM136 94H137V92H136ZM147 94V93H146ZM155 94V93H154ZM153 94V95H154ZM158 94V93H157ZM67 95V94H66ZM83 95H84V91H83ZM113 95H115V94H113ZM152 95V94H151ZM150 95V96H151ZM85 96V95H84ZM107 96V95H106ZM117 96V95H116ZM131 96V95H130ZM156 96V95H155ZM155 96L153 97L154 99H155ZM64 97V96H63ZM76 97V96H75ZM101 97V96H100ZM100 97H98V99H102L103 97H104V94H103V97L102 98H100ZM107 97H109V96H107ZM123 97V96H122ZM129 97V96H128ZM132 97V96H131ZM148 97V96H147ZM116 98V97H115ZM124 98V97H123ZM139 98V97H138ZM153 98H152V101H154L153 100ZM67 99H69V98H67ZM98 99H97V101H98ZM105 99V98H104ZM108 100H109V98H107ZM113 99V98H112ZM117 99V98H116ZM121 99V98H120ZM60 100H62V99H60ZM111 100V99H110ZM115 100V99H114ZM113 100V101H114ZM131 100V99H130ZM129 100V101H130ZM151 100V99H150ZM150 100H148V102L150 101ZM123 101V100H122ZM128 101V103H127V105H122V108H121V110L118 112V111H116L115 109L113 110V111H116V112H118L119 114H118V126H117V124H116V127L114 128L113 126H114V123H113V125L112 124H110L109 123V118H111V114H112V108L110 109H108V110H110L109 112H108V116H110L108 119H107V115H106V121L104 122L105 124H104V132H103V134L101 135V133L99 134V132H98V134L99 135H101L100 136V138H99V140H97V138H95V136H94V138L96 139V141H93V139L90 137L89 138V140L88 139H86V140H84L83 142H84V145L82 146H80V142L78 143L79 144V146L78 147H80V148H82V152H85L86 153V157H84V156H77L78 158L79 157H81L82 158V161L79 159H77V158H75L74 157V154L76 153L74 150L75 149H73L72 151H74L73 152V154H69L65 159H64V161H63V165L61 166L62 168H63V170H59V174H58V178L59 179H55L54 180V182H52V183H50L52 186L50 187L51 188V191L52 192H54L53 193V195L55 194V192L57 193L58 192V194H57V197L58 196H60L59 195V192L61 193V191L63 192L64 190V194L65 195H62L61 196V198H63L62 200H59V202H56V204L55 203H53V204H55V206H53V204H52V206L50 205V211H49V213H50V216H51V220L52 219H54L55 217H57V218H55V219H57V220H59V218L58 217H60V219L62 218V220L64 219L65 220V222H67L68 220H72L71 222H72V224H70V225H68L67 227H64L63 226V228H61L62 227V225H61V227H59L60 228V230L64 233H62V232H60V231H58V232H60L61 233V235H57L58 237H56V239H57V243H58V245L57 246H53L52 244H50V245H52L51 247H49V245L47 244V241H46V239L44 238V244H46V246H47V248L49 247L50 249H49V251L47 250L46 251V249L45 248H43L42 247V249H43V251H44V249H45V251L48 253V257L46 258L47 260H46V262H48V264H112V251H113V249H115L114 247H113V245H112V250H110V244H108L109 242H108V240H109V238H105V236L103 235V233H102V229H101V231H100V219H101V213H103V209H106V207L108 206V207H110L109 209H111L112 208V205H113V202H114V198H115V195H113V193H112V189L114 190V188H113V186H115V185H117V184H119L120 185V187L121 188H125V191H122V192H125V194L123 193V196H125L126 197V200H128V202H129V204L131 203V204H133L132 206H134L135 205V202L139 199L140 200V197L136 200L135 199V196H137L136 194H138V195H140L142 192H141V189L143 188H145V189H147V187L150 185H148L147 187H142L141 188V186H139V185H141L140 183H139V188H141L140 190H138L137 191V188H135V186H136V182H137V177L139 176V174H143V171H140L138 168L136 169V168H134V167H132L131 165L133 164V163H135L136 162V160H138V158H139V153L141 154L142 152H143V150H139V149H135V148H137V147H139L138 145H140L139 143H141L142 142V140L139 142L138 141V137H136V138H138L136 141H138V143L136 144L135 143V137L131 134L132 133V131L135 129V127L137 128V125H139L138 123L140 122V119L142 118H140V113L143 111V109H142V105H140V107H141V110H140V107H138L139 105H137V109L135 108V106H132V104H130L131 102H129ZM132 101V100H131ZM152 101H151V103H152ZM92 102H94V101H92ZM95 102H96V100H95ZM95 102L93 103L94 105H95ZM107 102V101H106ZM109 102V101H108ZM116 102V101H115ZM115 102H112L113 104L115 103ZM139 102V101H138ZM147 102V103H148ZM64 103H66L65 102V100H64ZM70 103V102H69ZM156 103V102H155ZM157 103H159V102H157ZM61 105H62V103H60ZM71 104V103H70ZM99 104V103H98ZM113 104H111V105H113ZM123 104V103H122ZM141 104V103H140ZM60 105V106H61ZM66 105V104H65ZM93 105V106H94ZM111 105H109V103H108V105L107 106H111ZM117 105V104H116ZM58 106H59V104H58ZM64 106V105H63ZM72 106V105H71ZM78 106H79V104H78ZM86 106V105H85ZM88 106V105H87ZM97 106V105H96ZM62 107V106H61ZM67 107H69L70 108V106H68V104H67ZM88 107H90V106H88ZM88 107H86V109L88 108ZM103 107V106H102ZM115 108H116V106H114ZM120 107V106H119ZM65 109V111L68 109H66V107H64ZM81 108H84V107H81ZM95 108V107H94ZM93 108V109H94ZM96 108H100L99 107V105L96 107ZM56 109V108H55ZM89 109V108H88ZM105 109V108H104ZM107 109V108H106ZM117 109V108H116ZM141 111V112H139V110ZM63 110V111H64ZM69 110H71V109H69ZM80 109H78V111H79ZM94 110H96V111H98L99 112V109L97 110V109H94ZM118 110V109H117ZM58 111V110H57ZM61 111H62V109H61ZM64 111V112H65ZM68 111V110H67ZM72 111V110H71ZM89 111V110H88ZM87 111V112H88ZM93 111V110H92ZM101 111H103L102 109H101ZM153 111V110H152ZM85 112V111H84ZM139 112V113H138ZM60 113V112H59ZM66 113V112H65ZM90 113V112H89ZM96 113V112H95ZM104 113H106V112H104ZM143 113V112H142ZM83 114H85V113H83ZM88 114V113H87ZM97 114V113H96ZM103 114V112L101 113V115ZM107 114V113H106ZM150 114V115H151ZM64 115V114H63ZM67 115V114H66ZM73 115V114H72ZM89 115V114H88ZM91 115H92V113H91ZM105 115V114H104ZM114 115V114H113ZM117 114H115V116H116ZM74 116V115H73ZM85 116V115H84ZM144 116V115H143ZM76 117V116H75ZM80 117V116H79ZM95 117V116H94ZM159 117V116H158ZM66 118V117H65ZM64 118V119H65ZM93 118V117H92ZM145 118V117H144ZM156 118V117H155ZM77 119V118H76ZM79 119V118H78ZM81 119V118H80ZM101 119H102V117H101ZM112 119V118H111ZM114 119V118H113ZM130 120V123H128L127 122V120ZM152 119H154V118H152ZM68 120V119H67ZM67 120H65L66 122H69V121H67ZM92 120V119H91ZM99 120V119H98ZM97 120V121H98ZM116 120V119H115ZM121 120H123V121H121ZM151 120V119H150ZM49 121V120H48ZM76 121V120H75ZM74 121V122H75ZM88 122H89V118H88V120H87ZM93 121V120H92ZM110 121H113V120H110ZM120 121V122H119ZM149 120H147V122H148ZM55 122V121H54ZM57 122H59V121H57ZM56 122V123H57ZM62 122V121H61ZM64 122V121H63ZM79 122V121H78ZM100 122H102L101 120H100ZM113 122H115V121H113ZM141 122H145V120H141ZM140 122V123H141ZM152 122V121H151ZM75 123H77V122H75ZM97 122H95L94 124H96ZM150 123V122H149ZM51 124V123H50ZM55 124V123H54ZM58 124H60V123H58ZM74 124V123H73ZM80 124V123H79ZM89 124V123H88ZM93 124V123H92ZM91 124V126H94V124L92 125ZM99 124V123H98ZM142 124V123H141ZM61 125V124H60ZM63 125V124H62ZM65 125V124H64ZM81 125V124H80ZM80 125L78 126V125H76V126H78L77 128H79L80 127ZM101 125V124H100ZM146 126H147V124H145ZM148 125H152L151 123L150 124H148ZM55 126H56V124H55ZM73 126V125H72ZM71 126V127H72ZM155 126V125H154ZM160 126V125H159ZM262 126V125H261ZM61 127V126H60ZM59 127V128H60ZM98 127V126H97ZM152 127L153 126H151V129H152ZM264 127V126H263ZM88 128V127H87ZM86 128V129H87ZM96 128V127H95ZM98 129V128H97ZM150 129V130H151ZM154 129V128H153ZM70 130H71V128H70ZM73 130H74V128H73ZM72 130V131H73ZM75 130H76V128H75ZM95 130V129H94ZM103 130V129H102ZM60 131H61V129H60ZM62 131H64V130H62ZM67 131V130H66ZM87 131V130H86ZM90 131V130H89ZM253 131H255L254 133H253ZM59 132V131H58ZM69 132V131H68ZM74 132V131H73ZM76 132V131H75ZM80 132V131H79ZM261 132H263L264 133V128L262 129V131ZM45 133V132H44ZM57 133V132H56ZM60 133V132H59ZM94 133V132H93ZM92 133V134H93ZM45 134H47V133H45ZM58 134V133H57ZM62 134V133H61ZM66 134H67V132H66ZM74 134V133H73ZM79 134H81V133H79ZM87 134V133H86ZM95 134V133H94ZM131 134V135H130ZM54 135V134H53ZM69 135V134H68ZM75 136H76V134H74ZM74 135H72V136H74ZM138 135V134H137ZM56 136V135H55ZM54 136V137H55ZM60 136V135H59ZM65 136V135H64ZM71 136V134L69 135V137ZM81 136V135H80ZM89 136V135H88ZM90 136H92V135H90ZM92 136V137H93ZM52 137V136H51ZM57 137V136H56ZM55 137V138H56ZM62 138H64L63 136H61ZM60 137V138H61ZM77 137V136H76ZM83 138H87V136H82ZM148 138H152L151 137V135H148L147 136ZM59 138V139H60ZM48 139H49V137H48ZM51 139V138H50ZM52 139H54L53 137H52ZM76 139V138H75ZM78 139H81V138H78ZM92 139V140H91ZM141 139V138H140ZM142 139H143V137H142ZM145 139V138H144ZM65 140H67V141H73V138H70V139H68V137H66V138H64V140L63 141H65ZM158 140V141H157ZM51 141V140H50ZM66 141V142H67ZM48 142V141H47ZM47 142H45V143H47ZM54 142H55V140H54ZM57 142V141H56ZM76 142V141H75ZM83 142H81V143H83ZM31 143V142H30ZM34 143V140L32 141V144ZM52 143V142H51ZM65 143V142H64ZM120 143H122V144H124L125 143V148H126V151L124 152V150H123V147H120L121 146V144ZM133 143H135V145H137V147L133 144ZM57 144V143H56ZM55 144V145H56ZM59 144H62L63 145V143H60L59 142ZM69 144V143H68ZM131 144H133L134 146H132L131 147ZM50 145V144H49ZM71 145V144H70ZM33 146V145H32ZM48 146V145H47ZM61 146V145H60ZM60 146H57L58 148H60L61 149V151L63 152V148H61ZM67 146V145H66ZM150 146V145H149ZM56 147V146H55ZM121 149H120V148ZM69 148H71V146L69 147ZM54 149V148H53ZM68 149V148H67ZM66 148H65V150H67ZM151 149V148H150ZM155 149V148H154ZM46 150V149H45ZM54 150H56V148L54 149ZM64 150V151H65ZM78 150H79V148H78ZM42 151V150H41ZM50 151H51V149H50ZM69 151V150H68ZM81 151V150H80ZM142 151V152H141ZM44 152H46V151H44ZM62 152H58V149H57V153H62ZM33 153V152H32ZM50 154H51V152H49ZM53 153H55L54 151H53ZM64 153V152H63ZM77 153H80L81 154V152H78L77 151ZM85 153H83V154H85ZM88 153V154H87ZM152 153V152H151ZM65 154V153H64ZM154 154H155V152H154ZM160 154V153H159ZM60 155V154H59ZM59 155H57V157L59 156ZM41 156H44V155H41ZM50 156V155H49ZM63 156V155H62ZM53 157H55V156H53ZM65 157V156H64ZM138 157V158H137ZM42 158V157H41ZM51 158V157H50ZM141 159H142V157H140ZM158 158H160V157H158ZM167 158V157H166ZM55 159H56V157H55ZM141 159H139L140 160V165L142 166V164L146 161H144V162H142L141 161ZM163 159H165V158H163ZM43 160V159H42ZM42 160H40V161H42ZM58 161V160H57ZM61 162H62V160H60ZM151 161V160H150ZM156 161V160H155ZM158 161V160H157ZM156 161V162H157ZM180 161H179V163H180ZM202 161V162H201ZM44 162V161H43ZM42 162V163H43ZM129 162H130V164H129ZM141 162H142V164H141ZM147 162H149V161H147ZM154 162V161H153ZM163 162V161H162ZM167 162V161H166ZM169 162V161H168ZM45 163V162H44ZM52 163V162H51ZM54 163H55V161H54ZM150 163V162H149ZM172 163V162H171ZM170 163V164H171ZM172 163V164H173ZM178 163V162H177ZM234 163H239V164H237V165H235ZM38 164V163H37ZM57 164H58V162H57ZM138 164V163H137ZM145 164H147L146 162H145ZM144 164V165H145ZM153 164V163H152ZM210 164H212V165H210ZM234 164V165H233ZM44 165V164H43ZM59 165V164H58ZM135 165V164H134ZM165 165H167V163H165ZM169 165V164H168ZM181 165V164H180ZM54 166V165H53ZM60 166H58V167H60ZM146 166V165H145ZM149 166V165H148ZM41 167V166H40ZM40 167H38V168H40ZM60 167V168H61ZM104 167H106V168H104ZM112 167V168H111ZM163 167V166H162ZM191 167V166H190ZM61 168V169H62ZM102 168H104V169H102ZM160 168V167H159ZM54 169V168H53ZM59 169V168H58ZM164 169V168H163ZM46 171H49L50 170V164H48V166H47V168L45 169ZM67 170H71V172H72V170H73V172L72 173H74V174H71V177H70V179L68 180V178H69V176H68V173H67ZM40 171V170H39ZM42 171V170H41ZM43 171H44V169H43ZM42 171V172H43ZM51 171V170H50ZM56 172H57V170H55ZM54 171V172H55ZM117 173V172H120V173H122L123 175L124 174H130V177H132V179L129 177L128 179L127 178H125V181H123L124 180V178H123V180H122V176H121V174L119 175V173H118V176H120V177H118V176H116L115 174H113V173H115V172ZM52 172H53V170H52ZM51 172V173H52ZM235 172V173H234ZM46 174V173H45ZM49 174V173H48ZM47 174V175H48ZM56 174V173H55ZM54 174V175H55ZM41 175V174H40ZM44 175V174H43ZM47 175H45V177L47 176ZM202 175V174H201ZM67 176H68V178H67ZM125 176V175H124ZM143 176V175H142ZM152 176V175H151ZM55 177V176H54ZM120 178L118 181H117V179L118 178ZM156 177V176H155ZM154 177V178H155ZM228 177V179L230 180L229 181V183L227 184V182H225L226 181V179H225V181H223V179L224 178H227ZM153 178V179H154ZM158 178V177H157ZM162 178V177H161ZM202 178V177H201ZM200 178V179H201ZM205 178V177H204ZM45 179H47V178H45ZM65 179V180H64ZM138 179H139V177H138ZM41 180V179H40ZM42 180H44V179H42ZM41 180V181H42ZM205 180V179H204ZM50 182H51V180H49ZM148 181H149V179H148ZM154 181V180H153ZM46 182V181H45ZM138 182H139V180H138ZM137 182V183H138ZM44 183V182H43ZM49 183V182H48ZM153 183V182H152ZM143 184V183H142ZM187 184V183H186ZM37 185V184H36ZM41 185H43V184H40V186ZM158 185H160V184H158ZM190 185V184H189ZM177 186H179V185H177ZM182 186V185H181ZM119 187V186H118ZM158 187V186H157ZM156 187V188H157ZM159 187H161V186H159ZM198 187V186H197ZM40 188V187H39ZM47 188H49V187H47ZM74 188H77V189H75L74 190ZM120 188V189H121ZM138 188V189H139ZM149 188L151 189V187L149 186ZM148 188V189H149ZM156 188H153V189H156ZM172 188V187H171ZM189 188V187H188ZM204 188V187H203ZM208 189H206L207 190V192H208V190H209V187H207ZM32 189V188H31ZM119 189V190H120ZM142 189V190H143ZM169 189V188H168ZM176 189V188H175ZM178 189H180V187L178 188ZM183 189V188H182ZM212 189V188H211ZM253 190L252 192L253 193H249V192H251V190ZM74 190V191H73ZM118 190V191H119ZM121 190H123V189H121ZM157 190V189H156ZM172 190V189H171ZM193 190V189H192ZM213 190V189H212ZM216 190V189H215ZM250 190V191H249ZM32 191H34V189L32 190ZM38 191H40V190H38ZM116 192H118L117 191V189L115 190ZM139 191L141 192V193H139ZM147 191H149V190H147ZM164 191H166V190H164ZM199 191H200V189H199ZM202 191V190H201ZM200 191V193H202ZM204 191V190H203ZM50 192V191H49ZM48 192V193H49ZM157 192V191H156ZM161 192V191H160ZM190 192V191H189ZM197 192H198V190H197ZM205 192V191H204ZM204 192L202 193V195L203 196H205V194H204ZM47 193V192H46ZM148 193V192H147ZM150 193V192H149ZM148 193V194H149ZM158 193V192H157ZM199 193V194H200ZM209 193V192H208ZM208 193H206L207 194V196H208ZM50 194H52V193H50ZM63 194V193H62ZM115 194V193H114ZM119 193H117L116 194V198H118L117 197V195H118ZM122 194V193H121ZM142 194H144V193H142ZM141 194V195H142ZM147 194V195H148ZM153 193H151L150 195H152ZM154 194H156V193H154ZM177 194V193H176ZM181 194V193H180ZM186 194V193H185ZM190 194V193H189ZM192 194V193H191ZM195 194H196V192H195ZM211 194V193H210ZM29 195V194H28ZM56 195V194H55ZM54 195V196H55ZM120 195V194H119ZM146 194H144V196H145ZM149 195V196H150ZM164 195V194H163ZM170 195V194H169ZM169 195L167 196V197H165L166 199H168V197H169ZM193 195H194V192H193ZM193 195H190V196H193ZM223 195H224V197H223ZM225 195H227L228 197H226L225 198ZM34 196V195H33ZM121 196V195H120ZM148 196V197H149ZM156 196V198H158V196H159V194H158V196L157 195H155ZM181 196H183V195H181ZM197 196H198V194H197ZM200 196L201 195H199V198H200ZM206 196V197H207ZM212 196H208L209 197V199L212 197ZM122 197V196H121ZM120 197V201H122V199L123 198H121ZM146 197V196H145ZM152 197V199L154 198L153 196H151ZM171 197H173V196H171ZM223 197V198H222ZM45 198V197H44ZM55 198V200H57L56 199V197H54ZM60 198V197H59ZM58 198V199H59ZM143 197L141 196V199H142ZM150 198V197H149ZM149 198H147L146 197V199H149ZM156 198H154V200L156 199ZM159 198H162V196L161 197H159ZM158 198V200H160ZM164 198V197H163ZM164 198V199H165ZM170 198V197H169ZM175 198V197H174ZM190 198H192V197H190ZM198 197H197V199H199ZM38 199H40V197H38ZM47 199H50V198H46V200ZM165 199V200H166ZM170 199H173V198H170ZM169 199V200H170ZM180 199V198H179ZM188 199V198H187ZM203 199V201L205 200V198H202ZM209 199H206V200H208L207 201V204H208V206L210 205V201H209ZM214 199H212V200H214ZM44 200V199H43ZM51 200V199H50ZM54 200V199H53ZM116 200H118V199H115V201ZM123 200H125V198L123 199ZM125 200V201H126ZM136 200V201H135ZM144 200V199H143ZM142 200V202H145V201H143ZM194 200H195V197H194ZM206 200L204 201V202H206ZM49 201V200H48ZM119 201V200H118ZM118 201H116V202H118ZM149 201V200H148ZM151 201V200H150ZM157 201V200H156ZM171 201V200H170ZM174 201H175V199H174ZM188 201H189V199H188ZM191 201V200H190ZM189 201V202H190ZM196 201V200H195ZM31 202V201H30ZM38 202V200L36 201V203ZM46 202V201H45ZM110 202L112 203V205L110 204ZM141 202V203H142ZM160 202V201H159ZM158 202V203H159ZM166 202V204H164L165 206L167 205V206H169L168 204H167V201H165ZM176 202V201H175ZM180 202V201H179ZM198 202H200V201H198ZM209 202V203H208ZM213 203H214V201H212ZM32 203V202H31ZM49 203H50V201H49ZM139 203V202H138ZM150 203V202H149ZM151 203H152V201H151ZM171 204H174L172 201L170 202ZM183 203V202H182ZM191 203V202H190ZM194 203V204H193ZM197 203V202H196ZM216 203V202H215ZM218 203H216L215 204V206L216 205H218ZM39 204V203H38ZM48 204V203H47ZM157 204V203H156ZM161 204V203H160ZM159 204V205H160ZM163 204H161L160 206H162ZM170 204V205H171ZM199 204V203H198ZM206 204V203H205ZM32 205V204H31ZM44 204H42V206H43ZM111 205V206H110ZM115 205V204H114ZM113 205V206H114ZM117 206L119 205V202L116 204ZM125 205V204H124ZM126 205H127V201H126ZM142 205H144L143 203L141 204V206ZM155 205V204H154ZM181 205V204H180ZM186 205V204H185ZM196 205L195 204V202H193L192 201V207H194V206ZM201 205V204H200ZM200 205H199V207H200ZM204 205V204H203ZM212 205V204H211ZM28 206V205H27ZM36 205H34L33 207H35ZM39 206H41V205H39ZM45 206V205H44ZM47 206V205H46ZM45 206V207H46ZM120 206H121V204H120ZM132 206H127V207H132ZM139 206V205H138ZM137 206V207H138ZM140 206V207H141ZM146 206V204L143 206V207H145ZM187 206V205H186ZM202 206V205H201ZM205 206V205H204ZM207 206V205H206ZM214 206V205H213ZM214 206V207H215ZM219 206V205H218ZM115 207V206H114ZM123 207V206H122ZM122 207H120V208H122ZM136 207V206H135ZM139 207V208H140ZM151 207V206H150ZM150 207L148 206V208H149V210H150ZM159 207V206H158ZM197 207H198V205H197ZM197 207H195V208H197ZM199 207H198V209H199ZM211 208H213L212 206H210ZM209 207V208H210ZM217 207V206H216ZM221 207V206H220ZM219 207V208H220ZM41 208V207H40ZM40 208L38 209V207L36 208L35 207V209H38V210H40ZM46 208H48V207H46ZM46 208H45V210H46ZM48 208V209H49ZM73 208H76L74 211H77L76 213H74L75 215L73 216V214L71 213V210L73 209ZM115 208H117V207H115ZM114 208V209H115ZM119 208V207H118ZM118 208H117V210H118ZM119 208V209H120ZM138 208V209H139ZM152 208V207H151ZM169 208H170V206H169ZM187 208H189V207H187ZM190 208H191V205H190ZM201 208V207H200ZM218 208V207H217ZM217 209L218 211L220 210L221 211V208L220 209ZM223 208V207H222ZM32 209V211H33V209L34 208H31ZM31 209H30V211H31ZM108 209V208H107ZM108 209V210H109ZM122 209H124V208H122ZM125 209H127V208H125ZM132 209H133V207H132ZM135 209H137V208H135ZM135 209H134V211H135ZM156 209H160V208H157L156 207ZM155 209V212H157V214H158V212H159V210H156ZM161 209H162V207H161ZM164 209L166 210L167 208H165L164 207ZM205 210L203 207L201 208V210ZM43 211H44V209H42ZM112 210V209H111ZM139 210H141V209H139ZM138 210V211H139ZM145 210H146V207H145ZM149 210H148V212H149ZM153 210V209H152ZM163 210V209H162ZM162 210H161V212H162ZM164 210V211H165ZM173 210V209H172ZM171 209H170V211H172ZM190 210V209H189ZM210 210V209H209ZM223 210V209H222ZM37 211V210H36ZM106 211V210H105ZM114 211V210H113ZM116 211V210H115ZM115 211H114V214L116 215V213H115ZM119 212H120V210H118ZM122 211V210H121ZM125 211H127V210H125ZM125 211L123 210V212L125 213ZM130 211V209L128 208V212ZM137 210H136V213L138 212ZM143 211H144V208H143ZM163 211V212H164ZM168 211V210H167ZM166 211V212H167ZM170 211H169V213H170ZM192 211V210H191ZM195 211H197L196 209H195ZM218 211H216L217 212V216L219 215V212ZM34 212H35V210H34ZM40 212H42V211H40ZM72 212H73V210H72ZM146 212H147V210H146ZM151 212V211H150ZM153 212V211H152ZM151 212V213H152ZM161 212H159V214L161 213ZM162 212V213H163ZM198 213H199V211H197ZM206 212V211H205ZM204 212V213H205ZM212 212V211H211ZM36 213V212H35ZM34 213V214H35ZM44 213H46V212H44ZM107 213V212H106ZM110 213V212H109ZM108 213V214H109ZM121 213V212H120ZM123 213V214H124ZM130 213H132V212H130ZM144 213H145V211H144ZM143 213V214H144ZM154 213V212H153ZM161 213V215H164V214H162ZM193 213V212H192ZM192 213H191V215H192ZM207 213L209 214V211H207ZM107 214V215H108ZM113 214V215H114ZM126 214L127 213H125V216H126ZM138 214V213H137ZM140 214V213H139ZM142 214V213H141ZM146 214V213H145ZM149 213H147V215H148ZM155 214V213H154ZM166 214V213H165ZM180 214V213H179ZM206 214V213H205ZM204 214V215H205ZM235 214V215H234ZM32 215V214H31ZM40 215V214H39ZM43 215V214H42ZM42 215H40V216H42ZM71 215L73 216V217H71ZM102 215H105V214H102ZM114 215V216H115ZM128 215H129V213H128ZM152 215V214H151ZM207 215V214H206ZM213 213H212V217H213ZM228 215V216H229ZM36 216V215H35ZM38 216V215H37ZM40 216H38V217H40ZM49 216V217H50ZM55 216V217H54ZM119 216V215H118ZM121 216H122V214H121ZM130 216V215H129ZM129 216H127V217H129ZM134 216V215H133ZM132 216V218H135V217H133ZM136 216V215H135ZM144 215H142V217H143ZM149 216V215H148ZM157 216V215H156ZM155 216V217H156ZM169 216V215H168ZM194 216H197V215H194ZM216 216V217H217ZM45 217H46V220L48 219V217L45 215ZM102 217H104V216H102ZM138 217V216H137ZM141 217V218H142ZM151 217V216H150ZM155 217H154V220H157V219H155ZM160 217V216H159ZM164 217H166L165 215H164ZM186 217V216H185ZM185 217H184V219H185ZM199 217V216H198ZM201 217V216H200ZM207 217V216H206ZM211 217V216H210ZM216 217H215V219H216ZM219 217H220V215H219ZM29 218V217H28ZM41 218H43V217H41ZM106 219L108 218V216L107 217H105ZM105 218H104V221H105ZM110 218V217H109ZM122 218V217H121ZM144 218L145 219H147L145 216H144ZM157 218V217H156ZM161 219H163V217L161 216L160 217ZM169 218H173L172 217V215H171V217H169ZM175 218L177 219V217L175 216ZM178 218H180V216L178 217ZM201 218H203L204 220H205V218L202 216ZM31 219V218H30ZM50 219V218H49ZM103 219V218H102ZM123 219V218H122ZM149 219L150 218H148V220H146V221H149ZM152 219H153V217H152ZM182 219V218H181ZM180 219V220H181ZM195 220L197 219V218H194ZM202 219V220H203ZM209 219V218H208ZM210 219H212V218H210ZM215 219H213L212 221H214ZM18 220H19V218H18ZM42 220V219H41ZM46 220H44V221H46ZM62 220H61V223H62ZM63 220V221H64ZM67 220V221H66ZM135 220H137V219H135ZM135 220H133V221H135ZM140 220V219H139ZM138 220V221H139ZM143 220V219H142ZM163 220H166L165 218L163 219ZM173 220V219H172ZM183 220V219H182ZM190 220H191V217H190ZM217 221H218V218L216 219ZM219 220H221L220 218H219ZM220 221V223L222 222H224V221ZM37 221H39V219H37ZM49 221V220H48ZM54 221V220H53ZM53 221H50V223L48 224L49 226H51L52 227V225H53ZM108 221V220H107ZM111 221V220H110ZM151 221V220H150ZM149 221V222H150ZM171 220H169V222H170ZM188 221V220H187ZM207 221V220H206ZM208 221H210V220H208ZM208 221H207V223H208ZM216 221V222H217ZM236 221V223L234 224V222ZM20 222V221H19ZM58 221H55V225H56V223H57ZM68 222H70V221H68ZM131 222V221H130ZM142 222V221H141ZM149 222H148V224H149ZM152 222V221H151ZM167 222V221H166ZM175 222V221H174ZM183 222H184V220H183ZM191 223H192V225H193V222H195V221H193L192 222V220L190 221ZM198 222H199V220H198ZM205 222V221H204ZM215 222V221H214ZM40 223V222H39ZM38 223V224H39ZM59 223H60V221H59ZM64 223V222H63ZM103 223V222H102ZM133 223V222H132ZM135 223H137V222H135ZM138 223H140V222H138ZM145 223V222H144ZM160 223V222H159ZM163 223H165V222H163ZM171 223V222H170ZM177 223H178V221L177 222H175V224L177 225ZM180 223H182V222H180ZM206 223V222H205ZM207 223H206V225H207ZM220 223H218V224H220ZM225 223V222H224ZM38 224H37V226H38ZM66 224V223H65ZM107 224H109V223H106V225ZM126 224V223H125ZM127 224H128V222H127ZM127 224L125 225V226H127ZM131 224V223H130ZM129 224V225H130ZM147 224V223H146ZM157 224V223H156ZM161 224V223H160ZM168 224V223H167ZM183 224V223H182ZM188 224V223H187ZM198 224V223H197ZM197 224H195L194 223V225L196 226ZM210 224V223H209ZM211 224H212V222H211ZM226 224V223H225ZM40 225V224H39ZM42 225V224H41ZM59 225V224H58ZM57 225V226H58ZM76 225V226H75ZM110 225V224H109ZM108 225V226H109ZM118 225V224H117ZM134 225V224H133ZM136 225V224H135ZM142 225V224H141ZM141 225H139V226H141ZM144 225V227H145V224H143ZM150 225H151V223H150ZM162 225V224H161ZM160 225V226H161ZM165 225V224H164ZM169 225V224H168ZM171 225V227H172V225H174V224H170ZM184 225V224H183ZM182 225V226H183ZM189 225H190V223L188 224V226L186 227L187 229H190L191 230V228H189ZM193 225V226H194ZM222 225V224H221ZM227 225V224H226ZM241 225H243V231L242 232H238L237 234H234V232H237V231H235V230H237L236 228H235V226L238 228V227H240ZM23 226V225H22ZM28 226V225H27ZM43 226V225H42ZM41 226V227H42ZM76 227L77 228V230H76V232H73L72 234L70 233V231L73 229V227ZM122 226V225H121ZM137 226V225H136ZM147 226V225H146ZM158 226V225H157ZM179 226V225H178ZM191 226V225H190ZM193 226H192V228H193ZM194 226V227H195ZM217 226V225H216ZM228 226V225H227ZM232 226V227H231ZM20 227V226H19ZM36 226H34L33 228H35ZM41 227H38V228H40L41 229ZM101 227H103V226H101ZM104 227H106V226H104ZM103 227V228H104ZM112 227V226H111ZM120 227V226H119ZM119 227H116V229L117 228H119ZM123 227V226H122ZM128 227V226H127ZM149 227V228H148ZM152 227H154L153 229H155V226H152ZM152 227H151V229H152ZM166 227H167V225H166ZM165 226H164V228H166ZM170 227V226H169ZM180 228H182L181 226H179ZM204 227V226H203ZM202 227V228H203ZM207 227H209L208 225H207ZM21 228V227H20ZM25 228H27V227H25ZM45 228H46V226H45ZM58 228V227H57ZM109 228V227H108ZM113 228V227H112ZM121 228V227H120ZM130 228V227H129ZM147 228L148 229H150V226H147ZM174 228V226L172 227V229ZM200 228V227H199ZM201 228V229H202ZM209 228H211V225H210V227ZM214 228V227H213ZM223 228V227H222ZM228 228V227H227ZM30 229V228H29ZM28 229V230H29ZM43 229H44V227H43ZM42 229V230H43ZM49 231H53V236H55L56 235V230H58V229H56V227L55 228H47ZM107 229V228H106ZM110 229V228H109ZM108 229V230H109ZM121 229H123V228H121ZM121 229H117L118 231H121ZM125 229V228H124ZM123 229V230H124ZM153 229H152V231H153ZM161 229V228H160ZM163 229V228H162ZM161 229V230H162ZM168 229L169 228H167V229H163L164 231L165 230H167V232H168ZM171 229V228H170ZM172 229H171V233H172ZM179 229V228H178ZM198 229V228H197ZM196 229V231H198ZM218 230H219V227L217 228ZM220 229H221V227H220ZM225 229V228H224ZM224 229H223V231L222 230H220V233H224ZM240 229H241V227H240ZM255 229H256V235L255 236H253V234L255 233ZM27 229H26V232L28 231ZM32 230V229H31ZM128 230V229H127ZM126 230V231H127ZM130 230H131V228H130ZM146 230V229H145ZM174 230V229H173ZM239 230V229H238ZM242 230V229H241ZM105 232H107L106 230H104ZM114 231V230H113ZM113 231H110V232H113ZM116 231V230H115ZM125 231V230H124ZM123 231V232H124ZM147 231L148 230H146V233H147ZM150 231V230H149ZM152 231H151V236H152ZM155 231V233H157L156 231L157 230H154ZM160 231V230H159ZM164 231H160V234H161V232H164ZM174 231H176V230H174ZM194 231V230H193ZM193 231H192V233L190 234L191 236H193V235H195V234H193ZM216 231V230H215ZM222 231V232H221ZM39 232H43V231H39ZM45 232H47L46 230H45ZM45 232H44V234H45ZM72 232V231H71ZM109 232V231H108ZM131 232V231H130ZM136 232V231H135ZM135 232H134V234H135ZM166 232V231H165ZM166 232V233H167ZM177 232V231H176ZM174 233V234H176L177 235V233ZM182 232V231H181ZM184 232V231H183ZM187 232H189V231H187ZM191 232V231H190ZM210 231H209V229H208V233H209ZM29 233V232H28ZM27 233V234H28ZM33 233H34V231H33ZM36 233H37V231H36ZM48 234H49V232H47ZM70 233V234H69ZM121 232H119V234H120ZM126 233V232H125ZM125 233H124V235H125ZM137 233V232H136ZM159 233V232H158ZM158 233H157V235H158ZM169 233V232H168ZM172 233V234H173ZM185 233H186V231H185ZM195 233V232H194ZM205 233V232H204ZM203 233V234H204ZM207 233V232H206ZM207 233V234H208ZM43 234V233H42ZM48 234H46V235H48ZM52 234V233H51ZM105 234H107V233H105ZM129 234V233H128ZM132 234V233H131ZM133 234V235H134ZM164 234V233H163ZM163 234H162V236H160V237H158V238H155V239H157L158 240V242H156V243H158L159 244V242H160V245L162 244V242L163 241H166V240H163V239H165V238H161V237H163ZM180 234V233H179ZM183 234V233H182ZM181 234V235H182ZM188 234V233H187ZM193 234V235H192ZM197 234V236L199 237V235L201 234H199L198 235V233H196ZM202 234V235H203ZM40 235V234H39ZM108 235V234H107ZM109 235H110V233H109ZM121 235H123V234H121ZM137 235V234H136ZM136 235H134L135 237H136ZM149 235V234H148ZM149 235V236H150ZM154 235V234H153ZM156 235V234H155ZM156 235V236H157ZM189 235V236H190ZM205 235V234H204ZM209 235V234H208ZM45 236V235H44ZM127 236V235H126ZM125 236V237H126ZM148 236V237H149ZM159 236V235H158ZM165 236H167L168 237V235L166 234ZM184 236V235H183ZM190 236V237H191ZM197 236H195V237H197ZM42 237V236H41ZM110 237V236H109ZM114 237V236H113ZM138 237V236H137ZM170 237V236H169ZM175 237V236H174ZM185 237V236H184ZM190 237H188V241L189 242H191V240L193 239L192 237L190 238ZM194 237V236H193ZM203 237H205V236H203ZM206 237H208L207 235H206ZM43 238V237H42ZM51 238V237H50ZM53 238H55V237H53ZM52 238V239H53ZM123 238H124V236H123ZM171 238V237H170ZM187 238V237H186ZM190 238V239H189ZM200 238V237H199ZM48 239H49V236H48ZM137 239V238H136ZM148 239H151V238H148ZM154 239V238H153ZM159 239H162V240H160L159 241ZM168 239V238H167ZM195 239V238H194ZM138 240H140V238L138 239ZM171 240V239H170ZM186 240V242H188ZM202 240V239H201ZM200 240V242H199V240H197L196 239V241L198 242V244L200 243H202V241H204V238H203V240L201 241ZM235 240V241H234ZM252 240V241H251ZM42 241V242H43ZM49 241V240H48ZM51 241V240H50ZM53 241H54V239H53ZM65 241L67 242H69L70 243V245H71V243L73 244V246L70 248V250L68 251V248H64L65 246H68V245H65L64 243H65ZM72 241V242H71ZM111 241V240H110ZM141 241V240H140ZM151 241H152V239H151ZM151 241H147V243H149L148 245H150V243H151ZM154 241V240H153ZM175 241V240H174ZM183 241V240H182ZM209 241V240H208ZM205 242L204 243V247H205V244H209V245H211L210 244V242ZM55 242V241H54ZM171 242V241H170ZM169 242V244H172V243H170ZM184 242V241H183ZM188 242V243H189ZM140 243V245L138 246L139 248H140V246H141V242H138V244ZM168 243V242H167ZM193 243H194V240H193ZM113 244V243H112ZM184 244V243H183ZM190 244V243H189ZM188 244V245H189ZM199 244V247H198V249L200 248L201 249V247L203 248V245L201 246ZM62 245H64V246H62ZM143 245V244H142ZM154 245V244H153ZM153 245H150V247H152ZM155 245H157V244H155ZM154 245V246H155ZM163 245V244H162ZM165 245V244H164ZM185 245H187L186 243H185ZM194 245V244H193ZM192 245V246H193ZM208 245V246H209ZM44 246V245H43ZM115 246V245H114ZM159 246V245H158ZM165 246H167V245H165ZM171 246V245H170ZM190 246V245H189ZM45 247V246H44ZM145 246H143V248H144ZM149 247V246H148ZM161 247V246H160ZM160 247H158L159 249H163L164 250V247L162 248H160ZM169 247V246H168ZM168 247H166L167 248V250H168ZM196 246H194V248H195ZM37 248V247H36ZM146 248V247H145ZM153 248H155V247H152V249ZM157 248V247H156ZM155 248V249H156ZM157 248V249H158ZM165 248V249H166ZM171 248V247H170ZM174 247H172V249H173ZM178 248V247H177ZM194 248H191V251H193V249ZM209 248H210V246H209ZM211 248H213V246L211 245ZM210 248V249H211ZM38 249H39V247H38ZM37 249V250H38ZM41 249V250H42ZM118 249V248H117ZM141 249V248H140ZM149 249V248H148ZM147 249V250H148ZM172 249H169V250H172ZM179 249H180V247H179ZM198 249H194L195 251H197ZM199 249V250H200ZM204 250H205V248H203ZM206 249H207V246H206ZM209 249V250H210ZM253 249V250H252ZM41 250L38 252L37 251V254H36V252H35V255L38 257V258H41ZM143 250H145V249H143ZM146 250V251H147ZM150 250V249H149ZM168 250V251H169ZM181 250V249H180ZM203 250V251H204ZM209 250H207V251H209ZM217 250V253H215V251ZM115 251H116V249H115ZM128 251V250H127ZM150 251H152V250H150ZM153 251H154V249H153ZM173 251V250H172ZM175 251V250H174ZM187 251H188V248H187ZM206 251V252H207ZM249 251H254L255 252V255L256 254H258V256H256L254 259H252L251 260V258H253L254 257V255H252L253 257H249V255L251 256V254H250V252ZM33 251H31V253H32ZM114 252V251H113ZM145 252V251H144ZM194 252V251H193ZM193 252H192V254H193ZM43 253H45V252H43ZM114 253H117V252H114ZM128 253V252H127ZM126 253V254H127ZM151 253V252H150ZM153 253H155V252H153ZM153 253H151V256H154L153 255ZM173 253V252H172ZM196 253V252H195ZM211 253V252H210ZM33 254V253H32ZM168 254V253H167ZM192 254H190L191 256H192ZM254 254V253H253ZM9 255V254H8ZM34 255V254H33ZM121 255V254H120ZM119 255V256H120ZM128 255H130V254H128ZM169 255V254H168ZM184 255V254H183ZM186 255V254H185ZM189 255V256H190ZM208 255H209V253H208ZM211 255V254H210ZM14 256V255H13ZM42 256H44L43 254H42ZM113 256H115V255H113ZM173 256V255H172ZM194 256H196V255H193V257ZM37 258V259H38ZM114 258V257H113ZM190 258H192V257H190ZM207 258H209V257H207ZM250 258V259H249ZM263 258V259H262ZM12 259V258H11ZM43 260L45 259L44 257L42 258ZM133 259V258H132ZM182 259H185V258H182ZM186 259H188V257L186 258ZM185 259V260H186ZM41 260V259H40ZM153 260V259H152ZM192 260H194V259H192ZM191 259H190V261H192ZM197 260V261H198ZM254 260V261H253ZM35 261V260H34ZM38 261L39 260H37V264H38ZM158 261V260H157ZM195 261L196 260H194V263H195ZM196 261V262H197ZM253 261V262H252ZM46 262H44L45 264H47ZM177 262H179L180 263V260L178 261V259H177ZM182 262H185L184 260H182ZM258 262V263H257ZM35 263H36V261H35ZM41 263H42V261H41ZM114 263V262H113ZM115 263H117V262H115ZM187 263H188V261H187ZM193 263V262H192ZM261 263H263L262 261H261ZM260 263V264H261ZM178 264V263H177ZM181 264V263H180ZM183 264V263H182Z\"/></svg>","mask_w":264,"mask_h":264},{"label":"water","instance_id":"3","mask_svg":"<svg viewBox=\"0 0 264 264\" xmlns=\"http://www.w3.org/2000/svg\"><path fill=\"white\" fill-rule=\"evenodd\" d=\"M167 86L166 145L171 153L243 151L246 61L242 49L173 50Z\"/></svg>","mask_w":264,"mask_h":264}]
</instances>
